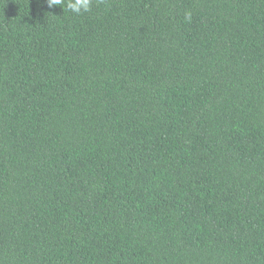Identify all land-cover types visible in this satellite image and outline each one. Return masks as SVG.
<instances>
[{
  "label": "trees",
  "instance_id": "trees-1",
  "mask_svg": "<svg viewBox=\"0 0 264 264\" xmlns=\"http://www.w3.org/2000/svg\"><path fill=\"white\" fill-rule=\"evenodd\" d=\"M0 264H264V0H0Z\"/></svg>",
  "mask_w": 264,
  "mask_h": 264
},
{
  "label": "clouds",
  "instance_id": "clouds-1",
  "mask_svg": "<svg viewBox=\"0 0 264 264\" xmlns=\"http://www.w3.org/2000/svg\"><path fill=\"white\" fill-rule=\"evenodd\" d=\"M46 3L49 8L60 5L63 11L66 9L68 12L80 16L92 10L94 0H46ZM184 17L187 21H191V11H185Z\"/></svg>",
  "mask_w": 264,
  "mask_h": 264
}]
</instances>
